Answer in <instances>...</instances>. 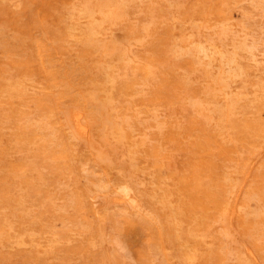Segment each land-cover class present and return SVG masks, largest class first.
Wrapping results in <instances>:
<instances>
[{
    "label": "rangeland",
    "instance_id": "374dc122",
    "mask_svg": "<svg viewBox=\"0 0 264 264\" xmlns=\"http://www.w3.org/2000/svg\"><path fill=\"white\" fill-rule=\"evenodd\" d=\"M0 264H264V0H0Z\"/></svg>",
    "mask_w": 264,
    "mask_h": 264
},
{
    "label": "bare ground",
    "instance_id": "6f19581e",
    "mask_svg": "<svg viewBox=\"0 0 264 264\" xmlns=\"http://www.w3.org/2000/svg\"><path fill=\"white\" fill-rule=\"evenodd\" d=\"M108 5V4H107ZM202 27V26H201ZM247 49V48H246ZM254 54V53H253ZM261 59V58H260ZM256 60V59H255ZM240 76V75H239ZM222 82V81H221ZM226 82V81H225ZM218 84V83H217ZM228 84V83H227ZM97 105V104H96ZM83 112V111H82ZM66 113V112H65ZM85 113V112H84ZM83 113V114H84ZM65 117H66V114H65ZM68 118V117H67ZM66 118V119H67ZM81 118V117H80ZM80 118H79V116L78 115H76L74 118H73V121H74V124H75V127L77 128V130H78V132H81V133H85L86 132V129H85V127L84 126H82L81 124H79L80 122L79 121H81L80 120ZM86 118V116L84 117V119ZM81 119H83V116H82V118ZM88 119V118H87ZM69 119H67V120H65L66 122L68 121ZM89 120V119H88ZM103 120V119H102ZM111 121V120H110ZM70 122V121H69ZM83 122V121H82ZM86 123H88V121L86 122ZM89 123H91L90 121H89ZM88 123V124H89ZM93 123V122H92ZM111 123V122H110ZM70 124V126L69 127H71V123H69ZM104 124V123H103ZM67 125V124H66ZM105 125V124H104ZM103 126V125H102ZM90 127V126H89ZM105 127V126H104ZM115 128H117V127H115ZM71 131H72V129H71ZM102 132V131H101ZM103 133V132H102ZM111 133V132H110ZM116 133V132H115ZM77 134V133H76ZM105 134V133H104ZM122 134V133H121ZM120 134V135H121ZM77 136V135H76ZM89 136H91V134L89 135ZM88 136V137H89ZM103 136V135H102ZM80 138V137H79ZM86 138V137H85ZM102 139V138H101ZM90 140V139H89ZM98 143V142H97ZM115 148V147H114ZM103 152V151H102ZM253 162V161H252ZM250 166V165H249ZM170 168V167H169ZM241 185V184H240ZM239 185V186H240ZM232 208V207H231ZM230 221V220H229ZM229 224V223H228ZM246 246V245H245ZM252 254V253H251ZM253 256V255H252ZM189 261V260H188Z\"/></svg>",
    "mask_w": 264,
    "mask_h": 264
}]
</instances>
